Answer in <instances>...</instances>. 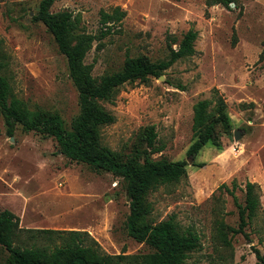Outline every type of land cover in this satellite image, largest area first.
I'll return each instance as SVG.
<instances>
[{"label": "rangeland", "instance_id": "obj_1", "mask_svg": "<svg viewBox=\"0 0 264 264\" xmlns=\"http://www.w3.org/2000/svg\"><path fill=\"white\" fill-rule=\"evenodd\" d=\"M41 0H0V63L12 95L22 107L59 115L67 126L80 113L79 98L52 34L34 20ZM119 8V21L104 14ZM69 11L73 43L87 45L84 63L93 77L121 70L127 58L167 60L190 30L198 33L194 55L178 60L160 77L125 83L112 101H101L114 122L101 129V143L123 159L188 160L187 177L152 191L151 220L174 216L181 230L200 238L185 264H258L264 256V0H234L230 6L207 0H56L51 12ZM223 98L229 127L215 125L213 139L194 158V106ZM156 134L153 152L149 131ZM235 132L239 134L236 140ZM254 183L259 208L244 233L234 189L245 204V186ZM130 199L124 181L70 161L53 137L7 131L0 113V211L19 219L22 229L87 232L108 254L153 251L128 235ZM23 244L29 245L25 235ZM19 244V243H15ZM9 253L0 245V264Z\"/></svg>", "mask_w": 264, "mask_h": 264}, {"label": "trees", "instance_id": "obj_2", "mask_svg": "<svg viewBox=\"0 0 264 264\" xmlns=\"http://www.w3.org/2000/svg\"><path fill=\"white\" fill-rule=\"evenodd\" d=\"M56 0H41L35 21L44 24L52 34L59 52L67 60L70 78L77 89L80 113L67 126L55 113L41 110L32 111L22 107L13 97L10 82L3 74L0 63V113L5 118L7 131L13 134L16 124L25 132H37L44 138L53 137L59 152L70 161L85 163L97 172H110L120 177L130 199L127 218L128 235L153 249L150 253L125 255L108 254L100 244L85 231L22 229L19 219L10 211H0V245L9 253L4 264H185L192 252L200 248L199 236L191 230H181L174 216L157 224L152 222V206L149 194L159 186L181 182L187 177L188 160H150L140 162L138 158L123 159L101 143V129L114 122V117L100 104L112 101L119 87L125 83L146 82L150 77H160L178 60L194 55V43L198 33L188 31L178 48L170 47L167 60L152 62L146 56L127 58L121 70L107 74L97 81L90 65L84 63L87 45L78 40L73 43L75 20L69 11L51 12ZM208 5L230 6L234 0H207ZM104 23L119 21L125 12L119 8L112 14L103 15ZM264 58V50L261 53ZM211 102L201 100L194 106L193 132L196 140L189 147L187 156L194 159L202 148L214 137L215 125L229 127L223 98L216 99L214 110ZM156 134H148V144L153 152ZM225 188L234 197L239 209V227L234 233H244L259 208L256 185L248 182L245 186V204L238 203L234 189ZM25 235L31 243L24 245ZM19 243V244H15ZM258 264H264V256L254 249Z\"/></svg>", "mask_w": 264, "mask_h": 264}, {"label": "water", "instance_id": "obj_3", "mask_svg": "<svg viewBox=\"0 0 264 264\" xmlns=\"http://www.w3.org/2000/svg\"><path fill=\"white\" fill-rule=\"evenodd\" d=\"M234 137L237 140L239 138V134L237 132H235ZM188 161H191V159H188Z\"/></svg>", "mask_w": 264, "mask_h": 264}]
</instances>
